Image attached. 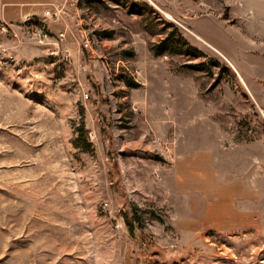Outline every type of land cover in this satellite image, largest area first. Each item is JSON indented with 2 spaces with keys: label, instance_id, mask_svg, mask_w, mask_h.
Listing matches in <instances>:
<instances>
[{
  "label": "rangeland",
  "instance_id": "374dc122",
  "mask_svg": "<svg viewBox=\"0 0 264 264\" xmlns=\"http://www.w3.org/2000/svg\"><path fill=\"white\" fill-rule=\"evenodd\" d=\"M39 7L0 20V264H264V0Z\"/></svg>",
  "mask_w": 264,
  "mask_h": 264
},
{
  "label": "crops",
  "instance_id": "0c3cea01",
  "mask_svg": "<svg viewBox=\"0 0 264 264\" xmlns=\"http://www.w3.org/2000/svg\"><path fill=\"white\" fill-rule=\"evenodd\" d=\"M53 0H0V20L19 21L27 15L42 13L40 5L52 3Z\"/></svg>",
  "mask_w": 264,
  "mask_h": 264
},
{
  "label": "built area",
  "instance_id": "2783aa9c",
  "mask_svg": "<svg viewBox=\"0 0 264 264\" xmlns=\"http://www.w3.org/2000/svg\"><path fill=\"white\" fill-rule=\"evenodd\" d=\"M44 15L45 17H49V18H58L60 16V9L56 8V9H50V8H47L45 11H44ZM25 21H31V18H29V16H27V18H25ZM44 36L47 37L48 34L47 32H44ZM64 34L63 33H60V37H63Z\"/></svg>",
  "mask_w": 264,
  "mask_h": 264
},
{
  "label": "trees",
  "instance_id": "16d2710c",
  "mask_svg": "<svg viewBox=\"0 0 264 264\" xmlns=\"http://www.w3.org/2000/svg\"><path fill=\"white\" fill-rule=\"evenodd\" d=\"M162 50H159L158 52L161 53Z\"/></svg>",
  "mask_w": 264,
  "mask_h": 264
}]
</instances>
